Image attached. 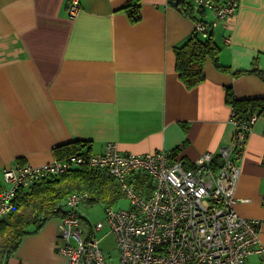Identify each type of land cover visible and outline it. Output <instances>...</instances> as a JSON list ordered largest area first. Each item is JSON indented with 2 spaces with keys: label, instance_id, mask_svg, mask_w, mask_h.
Instances as JSON below:
<instances>
[{
  "label": "crops",
  "instance_id": "0c3cea01",
  "mask_svg": "<svg viewBox=\"0 0 264 264\" xmlns=\"http://www.w3.org/2000/svg\"><path fill=\"white\" fill-rule=\"evenodd\" d=\"M79 1L70 18L69 0H0V191L4 168L42 165L72 143H85L89 154L114 142L122 153L166 151L186 165L206 152L216 160L235 130L227 91L237 100L264 98L260 77L234 75L264 71V0H240L236 15L212 30L228 70L208 60L204 80L191 89L175 71L174 49L194 32V13L170 0H140L132 22L136 0ZM238 164L233 207L262 221L264 245V118ZM58 228V218L29 226L0 264H66L55 249ZM246 264L264 258L251 255Z\"/></svg>",
  "mask_w": 264,
  "mask_h": 264
},
{
  "label": "built area",
  "instance_id": "2783aa9c",
  "mask_svg": "<svg viewBox=\"0 0 264 264\" xmlns=\"http://www.w3.org/2000/svg\"><path fill=\"white\" fill-rule=\"evenodd\" d=\"M191 5L214 16L213 21H194V31L206 38L219 22L236 15L240 0H191ZM79 12L80 1L69 0V17ZM256 120V114L240 120L231 109L234 134L231 142L218 148L216 166L211 152L186 165L170 152L122 153L116 143L109 142L99 154L83 152L39 166L4 168L0 221L11 213L18 188L86 164L107 170L118 181L121 196L129 201L127 209L104 206L118 250L115 264H246L251 255L264 258L259 239L262 221L241 217L233 207L238 162ZM135 175L146 176L148 187L135 188ZM85 200V194L70 193L53 208V213L65 214L58 218L56 252L65 256L66 264H107L97 237L104 225L98 222L87 229L83 214L77 211ZM261 201L264 207V195Z\"/></svg>",
  "mask_w": 264,
  "mask_h": 264
},
{
  "label": "trees",
  "instance_id": "16d2710c",
  "mask_svg": "<svg viewBox=\"0 0 264 264\" xmlns=\"http://www.w3.org/2000/svg\"><path fill=\"white\" fill-rule=\"evenodd\" d=\"M139 1L129 5L128 15L132 22L140 18ZM177 6L181 12L194 13V20L205 14L204 10H194L191 0H178ZM219 52L220 48L211 34L203 38L200 33L194 31L174 49L175 71L181 83L187 89L201 83L205 78L203 68L208 60L216 68L228 70V67L220 65ZM255 64L256 61L252 63L253 66ZM244 73L255 74L264 83V71L253 67L234 75ZM225 99L232 109L236 110L240 120H248L253 114H256L257 118H264V98L237 100L228 90ZM84 148L85 143H72L57 152L56 160L81 154ZM218 160L219 158L215 160L214 166L218 164ZM132 185L139 190L147 188L148 178L142 175L132 176ZM70 193L85 194L87 203H100L104 206L111 205L122 197L118 181L107 170L91 168L86 164L64 173L46 176L27 188L20 187L16 191L11 213L0 221V257L9 258L15 252L21 237L28 233L29 226L40 228L47 220L64 216V212L53 213V208L62 203Z\"/></svg>",
  "mask_w": 264,
  "mask_h": 264
},
{
  "label": "rangeland",
  "instance_id": "374dc122",
  "mask_svg": "<svg viewBox=\"0 0 264 264\" xmlns=\"http://www.w3.org/2000/svg\"><path fill=\"white\" fill-rule=\"evenodd\" d=\"M111 205L114 210L127 209L129 207V201L125 197H121ZM77 211L83 214L87 229L95 226L98 222L104 225L103 229L97 232V237L100 239V248L106 258L107 264H110V261L115 264L117 262L118 250L115 237L106 223L104 204L83 202L79 205Z\"/></svg>",
  "mask_w": 264,
  "mask_h": 264
},
{
  "label": "water",
  "instance_id": "95a60500",
  "mask_svg": "<svg viewBox=\"0 0 264 264\" xmlns=\"http://www.w3.org/2000/svg\"><path fill=\"white\" fill-rule=\"evenodd\" d=\"M177 1H178V0H170V3H171L172 5H174V6H176V5H177Z\"/></svg>",
  "mask_w": 264,
  "mask_h": 264
}]
</instances>
